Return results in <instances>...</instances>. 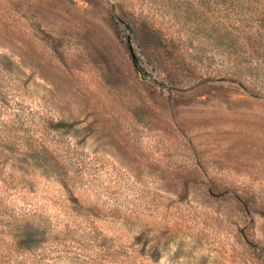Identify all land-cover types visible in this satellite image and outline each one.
I'll list each match as a JSON object with an SVG mask.
<instances>
[{
  "label": "rangeland",
  "instance_id": "rangeland-1",
  "mask_svg": "<svg viewBox=\"0 0 264 264\" xmlns=\"http://www.w3.org/2000/svg\"><path fill=\"white\" fill-rule=\"evenodd\" d=\"M0 264H264V0H0Z\"/></svg>",
  "mask_w": 264,
  "mask_h": 264
}]
</instances>
